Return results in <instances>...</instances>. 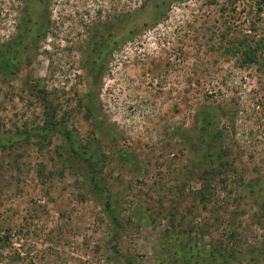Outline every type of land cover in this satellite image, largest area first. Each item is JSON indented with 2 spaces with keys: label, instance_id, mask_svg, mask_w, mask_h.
I'll return each instance as SVG.
<instances>
[{
  "label": "rangeland",
  "instance_id": "rangeland-1",
  "mask_svg": "<svg viewBox=\"0 0 264 264\" xmlns=\"http://www.w3.org/2000/svg\"><path fill=\"white\" fill-rule=\"evenodd\" d=\"M263 39L264 0H0V264H264Z\"/></svg>",
  "mask_w": 264,
  "mask_h": 264
},
{
  "label": "trees",
  "instance_id": "trees-1",
  "mask_svg": "<svg viewBox=\"0 0 264 264\" xmlns=\"http://www.w3.org/2000/svg\"><path fill=\"white\" fill-rule=\"evenodd\" d=\"M167 10L168 9L166 8V6L162 7L160 10L159 18H163L166 15ZM239 48H240L239 51L241 52L243 56L244 65H255V64L257 65L259 61V57H260L259 52L264 49V39L261 41H258L257 43H254V45H251L250 43H247V42H240ZM235 51L236 52H234V54L236 55L238 50L235 49ZM0 57H1V54H0ZM12 73L15 74V70L13 69L12 63L10 64L4 63V65L0 67V75H7V74L11 75ZM44 94H45L44 99L46 100L45 102L47 104L49 102V96L47 95L48 94L47 92ZM90 98H92V96ZM87 111L90 114L92 113L91 109H87ZM48 113H49V120H51V124L52 126H54V120H56V116H57L56 110L53 108H49ZM210 115L215 121L214 122L209 121V118H208L209 115L206 116L204 118L206 122V126L204 130L208 132V134L211 136V139H213L214 143L216 145L218 144V147H219L220 141L223 138V133L218 130L217 126L214 128V130L211 131V127L213 123L217 124L218 120L220 119H217V116L213 112ZM64 136L68 139L72 138L71 134L67 132L66 133L64 132ZM69 141H70L69 142L70 143V155H73L77 158V160L84 162V164H86L87 166V169L89 170L88 175H85V178L87 179L91 192L97 195L98 197L104 198V201H103L104 208L108 212L113 223L117 225L118 229H120L121 222L119 221L118 217L115 215L114 207H113L114 201L110 197L109 194L107 196H104V193L109 192V190L104 186L105 181H103L99 175L102 172V167L100 164L103 163V159L96 158L95 155H89L88 153H84V154L79 153L76 149V146L74 145V142L71 140ZM223 159H224V156L220 155L219 160H223ZM224 165H229V164H223L222 162V166Z\"/></svg>",
  "mask_w": 264,
  "mask_h": 264
}]
</instances>
